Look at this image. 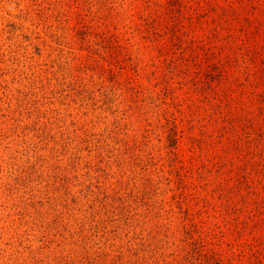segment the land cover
<instances>
[{"label":"rangeland","instance_id":"1","mask_svg":"<svg viewBox=\"0 0 264 264\" xmlns=\"http://www.w3.org/2000/svg\"><path fill=\"white\" fill-rule=\"evenodd\" d=\"M0 264H264V0H0Z\"/></svg>","mask_w":264,"mask_h":264}]
</instances>
